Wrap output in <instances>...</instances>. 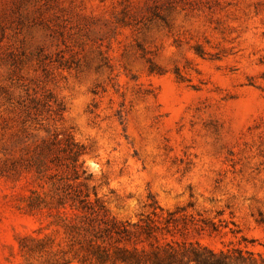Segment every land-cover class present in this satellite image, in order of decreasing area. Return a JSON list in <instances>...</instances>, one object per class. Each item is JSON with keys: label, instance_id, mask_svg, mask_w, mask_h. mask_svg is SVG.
Listing matches in <instances>:
<instances>
[{"label": "rangeland", "instance_id": "1", "mask_svg": "<svg viewBox=\"0 0 264 264\" xmlns=\"http://www.w3.org/2000/svg\"><path fill=\"white\" fill-rule=\"evenodd\" d=\"M55 131L118 220L155 203L264 254V0H0V264Z\"/></svg>", "mask_w": 264, "mask_h": 264}, {"label": "trees", "instance_id": "2", "mask_svg": "<svg viewBox=\"0 0 264 264\" xmlns=\"http://www.w3.org/2000/svg\"><path fill=\"white\" fill-rule=\"evenodd\" d=\"M84 155L83 146L60 131L35 149L30 165L41 190H30L22 210L41 227L18 239L26 264H264L254 240L205 244L204 236L221 232L185 223L177 211L155 203L136 222L118 220L96 188L90 191L93 176H85ZM192 232L201 238L190 241Z\"/></svg>", "mask_w": 264, "mask_h": 264}]
</instances>
